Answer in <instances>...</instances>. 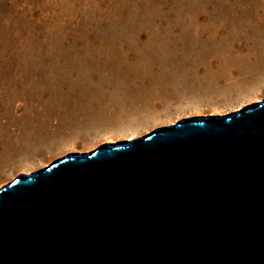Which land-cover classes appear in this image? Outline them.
Returning a JSON list of instances; mask_svg holds the SVG:
<instances>
[{
  "label": "rangeland",
  "instance_id": "1",
  "mask_svg": "<svg viewBox=\"0 0 264 264\" xmlns=\"http://www.w3.org/2000/svg\"><path fill=\"white\" fill-rule=\"evenodd\" d=\"M264 98V0H0V187Z\"/></svg>",
  "mask_w": 264,
  "mask_h": 264
},
{
  "label": "water",
  "instance_id": "2",
  "mask_svg": "<svg viewBox=\"0 0 264 264\" xmlns=\"http://www.w3.org/2000/svg\"><path fill=\"white\" fill-rule=\"evenodd\" d=\"M0 264H264V98L18 174Z\"/></svg>",
  "mask_w": 264,
  "mask_h": 264
},
{
  "label": "bare ground",
  "instance_id": "3",
  "mask_svg": "<svg viewBox=\"0 0 264 264\" xmlns=\"http://www.w3.org/2000/svg\"><path fill=\"white\" fill-rule=\"evenodd\" d=\"M229 114V113H228Z\"/></svg>",
  "mask_w": 264,
  "mask_h": 264
}]
</instances>
